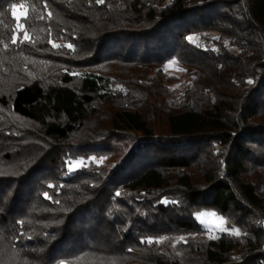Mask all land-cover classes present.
Segmentation results:
<instances>
[{
  "label": "trees",
  "instance_id": "16d2710c",
  "mask_svg": "<svg viewBox=\"0 0 264 264\" xmlns=\"http://www.w3.org/2000/svg\"><path fill=\"white\" fill-rule=\"evenodd\" d=\"M0 264H264V0H0Z\"/></svg>",
  "mask_w": 264,
  "mask_h": 264
},
{
  "label": "rangeland",
  "instance_id": "374dc122",
  "mask_svg": "<svg viewBox=\"0 0 264 264\" xmlns=\"http://www.w3.org/2000/svg\"><path fill=\"white\" fill-rule=\"evenodd\" d=\"M205 37L218 39L219 35L216 33L205 34ZM202 38H196V41L204 44V40ZM165 70L168 74L177 77L178 82L172 85V88L183 89L186 88L187 85L191 81V76L189 75L187 69L182 66L178 61L173 60L167 64ZM81 165L80 162H76L71 166V169H76ZM199 221L203 224L205 229L208 232V235L212 238L218 237L219 233L226 230L225 220L216 213L213 212H205L198 215ZM237 233V231H234Z\"/></svg>",
  "mask_w": 264,
  "mask_h": 264
},
{
  "label": "snow or ice",
  "instance_id": "6c2138e0",
  "mask_svg": "<svg viewBox=\"0 0 264 264\" xmlns=\"http://www.w3.org/2000/svg\"><path fill=\"white\" fill-rule=\"evenodd\" d=\"M98 2H100V3H103V0H98ZM20 8H23V5L21 4L20 6H19ZM14 9H15V6H14ZM14 15H15V10H14V13H13ZM17 19H19V16H17ZM189 39H191V37L189 38ZM54 47H59L58 45H53ZM68 47H72L71 45H68ZM120 193H116V195H119ZM239 233L237 232V235H238ZM181 239H183V237H181Z\"/></svg>",
  "mask_w": 264,
  "mask_h": 264
}]
</instances>
